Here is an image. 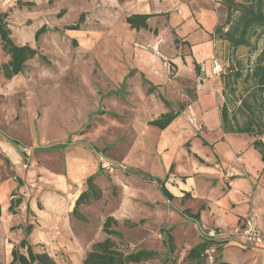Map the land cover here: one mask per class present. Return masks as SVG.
Instances as JSON below:
<instances>
[{"label": "rangeland", "instance_id": "obj_1", "mask_svg": "<svg viewBox=\"0 0 264 264\" xmlns=\"http://www.w3.org/2000/svg\"><path fill=\"white\" fill-rule=\"evenodd\" d=\"M21 1L33 5L19 7L16 0H0V12L8 13L6 22L11 39L18 45L36 48L47 60L42 63L35 57L27 61L23 72L9 80L0 74V119L9 116L14 133H8H13V138L25 148L23 155L27 160L23 169L36 159L34 148H53L60 144L90 152L99 167L102 159L111 164L122 163L125 168L111 172L102 169L95 175L93 182L100 189L101 197L78 207L85 219L79 221L80 235L71 225L78 222L70 211L74 194H60L54 188L44 187L43 173H34L27 188L16 194L25 196L13 215L20 222L16 227L32 224V233L41 230L47 239L35 241L30 236L28 241L35 253L46 252L56 264H82L92 245L106 238L124 253L138 249L159 253L156 258L137 264H194L186 258L187 247L182 241L167 254L163 232L173 229L169 211L155 204L154 184L142 182L136 174L126 175L127 171L135 172L138 168L127 167L122 158L137 140L143 142L141 137L149 135L151 128L146 122L165 108L163 98L170 110L181 111L193 101L194 92L201 90L207 91L211 104L219 107L224 100L221 77L237 62L244 70L251 67L263 48L264 36L255 35L249 46L232 48L214 33L212 57L198 64L195 71L189 64L191 51L184 38L171 32L167 23L166 32H161L164 19L155 24L157 19L151 21L158 25L156 35L135 32L126 24L125 18L144 12L146 5L151 4L149 0ZM215 10L217 25L226 31V7L219 4ZM148 12L158 13L155 15L158 17L174 15L173 9L160 13L162 10L150 8ZM43 26V33L35 41V32ZM174 36L178 38L177 43ZM8 60L0 46V67ZM214 63L220 71L214 70ZM141 73L157 86L151 94L147 93L148 83L140 77ZM122 82L125 84L122 92L114 94ZM148 142L145 141L151 151V142ZM54 154V151L47 153L45 159L35 161L36 166L32 162L30 169L52 168ZM147 164L151 167L153 162ZM83 188L82 184L79 189ZM45 195H57L62 200L56 208L60 213L56 217L53 211L46 210ZM34 205L35 213L29 208ZM108 216L117 220L111 229L120 235L107 236L102 232ZM55 221L68 226L63 230L62 224H52ZM53 225L57 226L55 234L51 233ZM199 235L204 239L201 231ZM181 236L177 234L176 238ZM10 243L16 245L13 241ZM4 246L0 264H8L11 259V244L4 243ZM221 248L216 242H209L199 263L215 264ZM166 255L168 259L164 260Z\"/></svg>", "mask_w": 264, "mask_h": 264}, {"label": "crops", "instance_id": "obj_2", "mask_svg": "<svg viewBox=\"0 0 264 264\" xmlns=\"http://www.w3.org/2000/svg\"><path fill=\"white\" fill-rule=\"evenodd\" d=\"M149 2L151 4L146 5L144 12L133 13L150 15L147 21L150 29L138 32L156 35L153 30H156L155 27L158 25L154 24L164 19L161 32H166L167 23L171 32L184 38L185 44L191 51L189 64L197 71L198 64L207 57H212L213 35L217 25L215 10L217 4L214 0H149ZM150 8L162 10L160 13L173 9L174 15L158 17L155 16L158 13L148 12ZM154 19L157 20L151 24ZM132 73L131 71L128 75L131 76ZM140 77L148 83L147 93L151 94L156 90L157 86L148 82L143 73ZM124 86L122 82L119 91L115 90L113 93L120 94ZM150 87L154 89L151 92H149ZM194 93L193 101H190L185 109L174 111L178 112L177 117L165 129L159 130L147 123L162 114L173 112L167 106L166 99H163L165 108L159 115L146 122L151 128L149 135L141 137L143 142L137 140L122 158L127 167L138 168L135 172L129 170L126 175L136 174L141 177L142 182L154 184L155 204L166 207L172 218L173 229L170 235L174 249L178 247L177 242L182 241L187 247L186 258L189 252L203 241L210 242L200 237L201 229H213L225 234L214 240L222 246L218 249L215 264H264L263 248L248 245L239 236L229 235L247 216H253L258 229L264 232V162L252 146L254 141L252 137L224 133L221 129L220 110L224 100L217 107L215 103L211 104L207 91L197 90ZM8 117L5 118L6 120L0 119V253L3 252L4 243L11 244L12 247L14 244L10 242L18 244L24 238V226L16 227L20 222H16L13 218L14 214L9 212V206L11 199L15 197L21 198V204L17 208L22 206L25 196L22 194L23 197H17L16 194L22 193V189L27 188L33 175L42 172L44 187L54 188L58 191L56 193L74 194L71 206L73 209L76 199L87 188L86 179L101 172H98L100 167L96 165V160L90 152L76 146L69 149L66 144L53 148L38 146L33 149V153L37 156L32 161L35 166V161L45 159L47 153L54 151L55 161L52 168L41 166L33 170L30 169L32 163L30 161V166L23 169L24 160H27L23 155L25 148L13 138L15 135ZM149 140L151 151L145 143ZM138 142L141 144L137 145ZM58 151L61 153H57ZM148 161L153 162L151 167L149 163L147 164ZM153 169L157 172H153ZM140 171L162 181L172 198L166 199L158 185L143 179ZM82 184L84 188L81 190L79 188H82ZM44 199L46 210L53 211L55 217L59 215L56 208L60 207L58 206L62 201L60 197L45 195ZM35 206L29 207L33 213ZM70 211L72 212L71 209ZM56 222L52 224L56 225ZM59 223L60 221L57 225L62 224L63 230L66 225L68 226ZM55 225L51 227L52 234H55L57 227ZM71 225L73 231L80 235L79 220ZM70 233L73 234L72 230ZM177 234H182L181 238H176ZM30 236L35 241L47 239L41 230L31 232ZM190 261L200 264L199 260L190 259Z\"/></svg>", "mask_w": 264, "mask_h": 264}, {"label": "trees", "instance_id": "obj_3", "mask_svg": "<svg viewBox=\"0 0 264 264\" xmlns=\"http://www.w3.org/2000/svg\"><path fill=\"white\" fill-rule=\"evenodd\" d=\"M222 5L226 7L227 16L225 25L228 26L224 31L222 26H216L214 33L221 40H225L232 48L249 46L251 37L257 35L264 36V0H222ZM19 7H30L31 2L16 0ZM7 12H0V46L1 50L9 57L7 63L0 67V74L5 79L21 74L26 67V62L37 57L40 62L46 63V57L38 52L36 48L28 44L18 45L13 42L10 30L6 22ZM148 14H132L125 18L131 30H149ZM44 26L39 28L35 34V41L38 40L44 31ZM156 34V30H153ZM175 37V36H174ZM177 43V38H174ZM197 69V66L195 65ZM223 105L220 110L221 129L224 133L236 135H248L254 139L252 146L261 155L264 162V45L251 67L243 69L239 62L233 65L229 72L221 77ZM151 87L149 92L153 91ZM119 91V90H118ZM163 98V97H162ZM164 99V98H163ZM238 101V105L235 102ZM178 115V112H168L160 115L157 119L149 121V126L159 130L165 129ZM102 171L99 168L98 172ZM141 172V171H140ZM126 173H129L127 171ZM134 173V172H132ZM138 173V172H136ZM143 179L155 182L161 194L168 200L172 198L164 187L162 181L152 178L146 173H140ZM95 175L86 179V190L82 192L74 203L71 215L79 221H84V217L78 211L81 204L98 201L101 197L100 189L94 184ZM15 196V195H14ZM21 204V198H12L9 212L14 214L15 209ZM117 225V221L112 217H107L102 225V232L107 236L120 235L112 226ZM33 226L26 225L23 228L24 238L10 251V262L8 264H56L55 261L46 253H35L32 245L28 241ZM163 243L167 248V254L174 250L172 236L169 231L163 232ZM212 242V241H211ZM208 241H203L200 245L192 249L188 258L199 260L200 256L208 249ZM159 255L157 251L138 249L129 252H121L114 247L109 238L96 242L85 255L82 264H137L152 260ZM167 255L164 260H167Z\"/></svg>", "mask_w": 264, "mask_h": 264}, {"label": "built area", "instance_id": "obj_4", "mask_svg": "<svg viewBox=\"0 0 264 264\" xmlns=\"http://www.w3.org/2000/svg\"><path fill=\"white\" fill-rule=\"evenodd\" d=\"M235 1V0H234ZM215 4L219 5L221 4L222 0H214ZM215 71H220L219 65L214 63ZM100 168L104 169L106 171H113L124 169L125 166L122 163L119 164H111L107 161H104L101 159ZM201 233L210 242L214 241L216 238L225 236L220 231H216L213 229H201ZM230 236H239L244 239L246 244L252 245V246H258L264 249V232L260 231L256 225V221L253 216H247L242 221L241 225L236 227L230 234ZM207 250L204 252L206 253Z\"/></svg>", "mask_w": 264, "mask_h": 264}]
</instances>
